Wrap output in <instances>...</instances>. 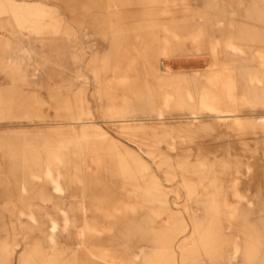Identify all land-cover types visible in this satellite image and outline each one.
<instances>
[{
  "label": "rangeland",
  "instance_id": "374dc122",
  "mask_svg": "<svg viewBox=\"0 0 264 264\" xmlns=\"http://www.w3.org/2000/svg\"><path fill=\"white\" fill-rule=\"evenodd\" d=\"M228 33L246 54L225 49L234 57L220 55L221 67L173 70L185 58L211 65L209 43ZM258 69L264 0H0V264H143L145 254L147 264H264V101L239 100L244 87L264 88ZM79 127L115 154L85 152ZM56 156L90 179L69 184L66 168V208L83 191L87 207L137 213L86 235L82 222L48 233L19 217H54L45 193L63 195L48 176ZM30 178L43 196L19 185ZM237 189L250 205L238 206ZM132 229L147 234L141 248Z\"/></svg>",
  "mask_w": 264,
  "mask_h": 264
},
{
  "label": "crops",
  "instance_id": "0c3cea01",
  "mask_svg": "<svg viewBox=\"0 0 264 264\" xmlns=\"http://www.w3.org/2000/svg\"><path fill=\"white\" fill-rule=\"evenodd\" d=\"M233 13V9L229 11V14ZM214 24L217 27H222L223 22L222 20H217L214 22ZM229 25H233V24H229ZM201 34V33H200ZM236 40L235 35H231L230 33H228L227 38L225 39H221V41H214L209 43L208 48L207 49H211V50H207L209 55L212 58L213 63L210 65L208 64V59L206 57H200V59L198 61L193 60L191 58H185L182 59V61L176 62V63H172V68L174 71H181V72H190L193 69H197L199 70H205V69H209V68H214V67H221V64L224 63H219L220 61H218V58L220 55H229V56H233L231 53H227L225 52V49H229V50H234L237 51L239 54H246V51L241 48V46L237 45L234 41ZM118 44H121V41H118ZM261 53H257L255 55V57H260ZM234 57V56H233ZM162 61V60H161ZM159 63V66L157 67L159 69L160 72H166L167 71V66L166 64H164V62L162 61ZM258 74L259 77L264 79V70L261 71L258 69ZM153 73V72H152ZM262 73V74H260ZM203 74L207 77L208 73L203 72ZM251 75H257V74H251ZM203 87V86H202ZM201 87V88H202ZM199 90H196L195 92H197ZM247 96H250L251 98L248 99ZM221 98V97H220ZM240 101L249 103V101H264V88L262 90H256L254 88H246L244 87V89L242 90L241 93V97L239 99ZM224 104V102H223ZM72 116H76L78 114V110L74 107L71 106L70 109V113ZM222 115L223 118L225 117H231V114H219ZM225 116V117H224ZM116 118V117H113ZM75 120H79L76 119ZM221 121H224V119H222ZM83 122H89L87 124H91L90 123V119L87 118L86 120L84 119ZM263 122H264V118H263ZM79 134L78 136H72L76 141V144L80 145L83 150L85 152H95L97 154H99L101 157H103L104 160H109V157H111L112 155H114V152H102L100 150V141H97L98 139L94 136L92 137V132L96 131L98 133H100L98 130H96L95 128H89V127H79ZM75 130V129H74ZM67 131V130H66ZM69 134V133H68ZM69 137H71L70 135H68ZM62 144H60L59 142H57L56 144L52 145L48 150L45 149V152H49V153H53V152H57L59 149H61ZM96 147L99 148V150H96ZM30 152L32 153V157H33V161L31 164V169L28 172V175L33 176V175H37L36 172V167L34 166L36 163V159L33 156V152L31 149H29ZM60 162L63 163V167H60L59 165H56L55 162H57L58 160ZM62 159V158H61ZM59 159L57 156L56 157H51L50 161L52 163L53 169L56 171V175H49V178L51 180L52 183H54V192L55 193H63L62 196H54L51 194H46V199L50 202H52L53 206H54V217L50 216L49 214H45V220L40 221L38 220V218L34 215V213L32 211H27V212H23V211H19V217L23 216L27 219H29V222L31 223H37V227L40 228L41 230H45L48 233L50 232H54V231H59L62 233H68L69 234V230H70V226H73V228L75 229L76 225L79 223H84V227L82 230L79 231V233L81 234H90V232H93L94 230H96L99 226H107V223L105 224L103 220L105 219H111L112 217H114L116 214H130V215H135L138 211L139 208L134 210V207L132 204H128V203H116L115 206H110L111 209H105L102 207V205H97L95 203L91 204L90 207H87L85 205V203L83 202L84 199L86 198L84 195V192L82 191V195H81V200L82 202L80 203H76L75 207L70 208L71 206H69L68 208H66L65 204H64V199L65 198H72L73 196L68 195V185H66V188L64 190L61 189V182L65 183L66 182V177H65V170L66 168L72 166L71 170V179L68 180L69 184L70 183H75V184H81V186L83 187L85 185V183H89V177L85 174H83V176H87L88 179L86 180L85 178L83 179V176H79L81 174V170L80 172L78 171V169L76 168V163L71 165L70 161L64 160V159ZM57 160V161H56ZM147 169V168H146ZM83 173V171H82ZM66 184V183H65ZM20 186H22L23 188H25L27 190L28 185H32V187L36 190L39 191V193L42 195L44 194V192H42L40 189H38L37 184H35L32 180V178L28 179L25 181V183H20ZM19 194L20 190L18 189ZM43 196V195H42ZM67 196V197H66ZM148 196V195H147ZM146 196V197H147ZM241 199V200H239ZM237 200H238V206H240V204L242 203H246L247 205H250V202L246 199V197L237 189ZM244 200V201H243ZM147 203V208H146V213L145 216L147 215V212L150 211V208H152L154 206L153 200H150L149 198H147V200H144ZM120 204H122L123 206L118 207V205L120 206ZM151 206V207H150ZM139 207V206H137ZM141 207V206H140ZM134 210L133 213H130L128 210ZM111 210V211H110ZM97 214L102 215L99 219L97 217H95ZM18 217V218H19ZM146 221V219H145ZM110 229H114L112 228V226H107ZM139 230V234L140 232L142 233L143 231L140 229V227L138 228ZM132 237L131 240H129L131 242V246L132 248L134 247H138L141 248L143 246L142 242L147 241L146 239V235L147 234H143L141 235L143 237V239L140 238V240H137V237L135 238V229H132ZM145 233H149L147 232V230L145 229ZM140 236V237H141ZM136 239V240H135ZM139 254V252H134V256L137 257ZM150 258H153L152 255L150 254H145L143 255V264H147L148 260H150ZM154 259V258H153ZM150 264V263H149ZM153 264H156L155 262Z\"/></svg>",
  "mask_w": 264,
  "mask_h": 264
},
{
  "label": "bare ground",
  "instance_id": "6f19581e",
  "mask_svg": "<svg viewBox=\"0 0 264 264\" xmlns=\"http://www.w3.org/2000/svg\"><path fill=\"white\" fill-rule=\"evenodd\" d=\"M218 117H221V118H223L222 117V115H219ZM225 117V116H224ZM229 117V116H228ZM226 118V117H225ZM222 119H220V121H221ZM126 124V123H125ZM237 197V196H236ZM237 200V199H236ZM239 200H241V199H239ZM244 201V200H243Z\"/></svg>",
  "mask_w": 264,
  "mask_h": 264
}]
</instances>
